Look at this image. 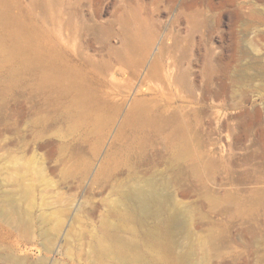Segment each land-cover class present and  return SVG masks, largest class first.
<instances>
[{
    "label": "rangeland",
    "instance_id": "rangeland-1",
    "mask_svg": "<svg viewBox=\"0 0 264 264\" xmlns=\"http://www.w3.org/2000/svg\"><path fill=\"white\" fill-rule=\"evenodd\" d=\"M147 184L190 264H264V0H0V264H116Z\"/></svg>",
    "mask_w": 264,
    "mask_h": 264
},
{
    "label": "bare ground",
    "instance_id": "bare-ground-1",
    "mask_svg": "<svg viewBox=\"0 0 264 264\" xmlns=\"http://www.w3.org/2000/svg\"><path fill=\"white\" fill-rule=\"evenodd\" d=\"M133 190L134 193L128 192L125 195L126 198H136L139 203L150 198L155 200L152 223L141 219L142 228L137 229L135 224L137 222V205L132 206L133 203L130 205L128 202H124L125 208L122 209L121 219L133 222L134 225L127 227L128 230L125 233L119 232L118 225L107 226L103 230L104 235L112 240L109 243H97L94 248L97 254L116 264H190L194 251L171 241L169 238L166 239L168 233L165 234L166 236L161 235V224L166 223V220H161V211L163 210V213L169 211L170 218H175L176 212L161 205V194L153 184L135 187ZM1 216L17 225L27 223L22 217L21 210L9 201L4 202ZM195 263L199 264L198 261Z\"/></svg>",
    "mask_w": 264,
    "mask_h": 264
}]
</instances>
